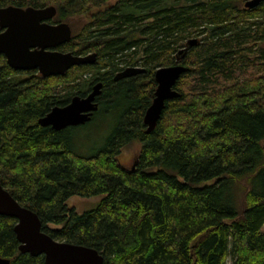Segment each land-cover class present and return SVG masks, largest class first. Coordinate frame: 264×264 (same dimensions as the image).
Masks as SVG:
<instances>
[{"label": "trees", "instance_id": "1", "mask_svg": "<svg viewBox=\"0 0 264 264\" xmlns=\"http://www.w3.org/2000/svg\"><path fill=\"white\" fill-rule=\"evenodd\" d=\"M247 1H28L87 19L69 22L72 38L61 49L97 57L42 78L0 55V185L37 215L43 233L96 250L103 264H264V2L245 9ZM191 39L198 44L177 60ZM176 64L185 67L179 97L145 133L155 71ZM137 66L145 72L113 81ZM97 82V112L120 116L105 147L85 157L65 136L71 127L56 132L37 120ZM134 142L141 147L127 169L117 156ZM71 197L100 201L77 214ZM15 223L0 216V257L45 264L19 253Z\"/></svg>", "mask_w": 264, "mask_h": 264}, {"label": "water", "instance_id": "2", "mask_svg": "<svg viewBox=\"0 0 264 264\" xmlns=\"http://www.w3.org/2000/svg\"><path fill=\"white\" fill-rule=\"evenodd\" d=\"M264 0H249L245 9H254ZM55 15L52 6L43 9H17L8 7L0 9V55L14 71H37L42 78L63 76L76 66L93 65L96 54L85 56L71 52L52 51L69 42L72 31L68 24L49 25L43 21ZM198 44L197 39L187 41L186 47L177 53V60L185 51ZM141 68H126L116 74L114 81L143 74ZM185 67L174 65L159 68L155 71L156 88L150 106L143 116L145 133L155 129L167 101L179 97L174 87ZM102 83L97 82L83 98L74 96L63 107L52 108L44 117L37 120V125L60 132L70 127H77L91 121L98 110L96 99L100 96ZM0 216L16 221L13 232L18 242L20 254L30 257H43L45 264H103V257L94 249L65 242H57L41 231L37 215L19 205L0 185ZM0 264H10L0 257Z\"/></svg>", "mask_w": 264, "mask_h": 264}, {"label": "rangeland", "instance_id": "3", "mask_svg": "<svg viewBox=\"0 0 264 264\" xmlns=\"http://www.w3.org/2000/svg\"><path fill=\"white\" fill-rule=\"evenodd\" d=\"M116 0H109V4H114ZM74 27L79 24H84L87 19L81 17H74ZM121 57H117L118 63L124 66L121 62ZM123 59V57H122ZM115 60V61H116ZM120 116L119 110H105L102 109L98 111L94 118L85 125L71 127L69 130L65 131V136L68 137L69 144L72 150L80 156H92L101 151L106 144V141L112 131L115 129ZM140 144L134 142L126 147H124L120 154L117 156L119 164L125 166L127 169L131 168L134 163L135 156L140 150ZM243 192H237V200L240 209L241 200ZM100 201V197H93L89 199H83L78 197H71L67 200L66 205L69 208H73L77 214H82L86 211L94 209ZM262 232L264 233V226L262 227ZM226 264H231V259L227 260Z\"/></svg>", "mask_w": 264, "mask_h": 264}, {"label": "flooded vegetation", "instance_id": "4", "mask_svg": "<svg viewBox=\"0 0 264 264\" xmlns=\"http://www.w3.org/2000/svg\"><path fill=\"white\" fill-rule=\"evenodd\" d=\"M28 1H29V0H25V3H23L22 0H17V3H16V4H18V5H14L13 3H11V4H3V3H0V9H6V8H8V7L17 8V9H23V10H25V9H27V8L43 9V8H46V7L52 6V7L55 8V15H54V17H52L51 19H48V20L43 21V23H46V24H49V25H57V24H60V23H66V24H68L69 27H70L69 22H73V21H74V18L69 19V17H67V16H66L65 19L61 18V17H60V12H59L58 8H57L56 6H54V5H45V6H42V7H34V6H32L31 4H29ZM70 29H71V27H70ZM71 31H72V29H71ZM0 32H2V30H0ZM69 42H70V41H69ZM69 42H67V43H69ZM67 43H65V44H67ZM65 44H63V45H65ZM63 45L59 46V47L56 48V49H51V50H52V51L55 50V51L63 52V53L69 52V51H62L61 47H62ZM71 53H72V52H71ZM2 56H3V55H2ZM176 65H177V64H176ZM127 68H129V67H127ZM132 68H141V69H143V70L145 71V68L140 67V66L132 67ZM124 70H125V69H124ZM20 72H23V71H20ZM24 72H29V71H24ZM36 72H37V71H36ZM117 74H118V73H117ZM115 76H116V75H115ZM115 76H114V78H115ZM114 78H113V81H114ZM117 81H119V80H117ZM117 81H114V82H117ZM96 112H97V111H96ZM91 119H92V118H91Z\"/></svg>", "mask_w": 264, "mask_h": 264}]
</instances>
